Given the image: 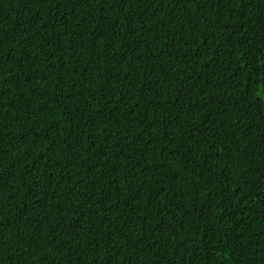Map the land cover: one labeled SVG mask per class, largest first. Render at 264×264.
<instances>
[{
    "label": "trees",
    "instance_id": "trees-1",
    "mask_svg": "<svg viewBox=\"0 0 264 264\" xmlns=\"http://www.w3.org/2000/svg\"><path fill=\"white\" fill-rule=\"evenodd\" d=\"M0 264H264V0H0Z\"/></svg>",
    "mask_w": 264,
    "mask_h": 264
}]
</instances>
